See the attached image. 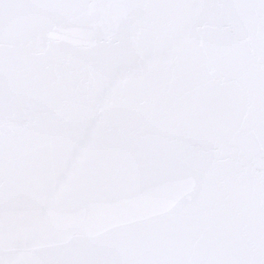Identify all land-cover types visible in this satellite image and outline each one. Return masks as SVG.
I'll use <instances>...</instances> for the list:
<instances>
[{
    "label": "water",
    "instance_id": "1",
    "mask_svg": "<svg viewBox=\"0 0 264 264\" xmlns=\"http://www.w3.org/2000/svg\"><path fill=\"white\" fill-rule=\"evenodd\" d=\"M0 264H264V0H0Z\"/></svg>",
    "mask_w": 264,
    "mask_h": 264
}]
</instances>
